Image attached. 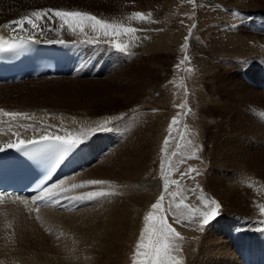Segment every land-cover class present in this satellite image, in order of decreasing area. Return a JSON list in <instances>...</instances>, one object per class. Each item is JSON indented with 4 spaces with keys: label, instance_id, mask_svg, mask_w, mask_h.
Wrapping results in <instances>:
<instances>
[{
    "label": "bare ground",
    "instance_id": "6f19581e",
    "mask_svg": "<svg viewBox=\"0 0 264 264\" xmlns=\"http://www.w3.org/2000/svg\"><path fill=\"white\" fill-rule=\"evenodd\" d=\"M241 6L247 10L260 7L258 4L251 3L248 5L241 4ZM22 15L24 14L21 13L16 18L5 17L0 19V29L12 34L21 33L42 42L49 39L65 40L67 44L53 43V45L59 46L65 51L66 57L70 59V66L65 75L58 74L54 77L46 75L24 81L0 83V109L9 112L28 113V118L12 119L0 116V147L5 148L8 143L17 142L21 138L26 140L39 138L45 129L49 133L70 134L73 138L83 136L84 142L68 154L63 173L46 187L52 189V193H43L45 196H55V199L62 202L59 206L63 209L61 211L51 210L50 207L53 206L51 203L39 206L48 208L42 212L46 214L47 219L56 222L55 225L61 227V234L44 235L43 232H31L29 228L17 229V231L9 233H4L5 230L1 232V230L0 264H95L100 257L98 255L100 252H104L105 256L121 257V253L125 250V233L129 227H133L131 224L135 221L130 219V215L133 213V211L130 212L131 207L139 199L137 195L148 186L144 180L145 170L142 166L143 142H145L147 133L154 137V141L157 139L151 130L153 125H150V130L146 129V117L139 114V112L142 114L139 109L143 105L142 99L145 97L146 90L149 88L157 89L159 72L157 69L153 71L152 68H158L159 63L152 62L153 57L149 60L145 59L142 52L130 47L132 36L145 37V32L148 31L146 17L144 15V19L141 20L138 17L125 16L123 21L127 25L124 27L138 29L135 33L125 35L128 42L125 40V36L120 38L122 43L126 42L125 44L129 45L127 49L129 54H125L104 43V41L115 42L112 35L105 36L103 33L94 32L90 27H86L83 33L79 31L73 33L66 26L61 29L59 27L61 22L57 21L55 27L53 26V29L56 30L45 32L42 36L37 35L27 25L25 26L27 30L23 32L13 31L5 27L12 21L20 19V16L24 17ZM132 18L133 20H131ZM239 18L242 16L240 15ZM101 20L109 22L105 18ZM44 27L51 28L45 23ZM228 30L238 45L243 44L245 46L247 39L254 43H264V38L258 40L259 38L255 33L244 32L243 29L235 25L231 24ZM97 39L101 41L99 46L85 43L87 40ZM166 39L158 38L153 42L152 55L159 53L157 45L158 43L160 45L161 41L167 42ZM241 50L234 49L233 51L231 49L232 53L242 55L251 52ZM249 62L252 65L255 62L256 64L260 63L258 59L252 60V58ZM259 69L258 66L257 72ZM224 71L220 74L215 73L209 78L216 80L215 84L211 82L209 87L206 85L208 95L220 99L219 104L214 98L212 99L214 102L212 104L217 108L208 109L203 106L199 109L201 116H211L212 119L220 118L219 121L210 124L207 122L209 125L201 124V134L208 140L211 149L210 153H206L205 169L201 172L204 181L202 183L213 194H215L214 190L221 191L223 202L226 203V208L223 210L225 213L222 212L223 214L219 216V219L216 220L217 224H215L220 229L224 217L235 215V211L247 210L248 205L241 206L244 202L243 199L232 194L230 189L229 178L235 177V171H241L240 173L237 172V175L256 173L258 175L256 178L259 180L261 178L264 182V93L259 89L253 91L251 88H246L242 83H238L236 79L230 77L228 73L225 74ZM257 72L255 70V73ZM261 74H264V71ZM262 85L264 86L263 82ZM117 100H120L121 105L127 106V114L132 113L135 116L126 118L122 115L112 117L113 114H104L111 113V108ZM245 104H247L248 109L245 108ZM244 109L249 111L246 113ZM103 115L108 118L106 117V120L97 118V116L103 117ZM30 117L43 119L50 125L41 127L40 123L32 121ZM116 118H124L119 126V122L117 125L114 124ZM226 119L228 120L226 121ZM107 120L112 121V127L98 129V126ZM115 126L117 127L115 128ZM7 127L16 128L14 133H19V136L13 135L11 132L7 133ZM114 129L117 130L118 137L123 138V142L115 148H110L107 156L97 162L96 165L92 164L85 170L81 169L86 153L84 145L92 143L91 135L94 133L101 134V136L105 134L106 136L105 132L109 130L110 137H112L115 135ZM225 132L228 134L224 138L225 143H223V141L220 142V139ZM227 138L230 139L226 140ZM225 146L226 148L231 147L230 149L227 148L228 152H225ZM228 156L234 160L231 167L234 171L233 175L230 174L231 176H228V173L232 172H230L231 169L220 168L223 159ZM90 179H101L110 181V183L85 186L79 189L71 188L73 183L82 184ZM89 191H106L113 193V195L91 201L86 198L81 201L73 199L76 196L86 197V193ZM15 200L24 202L32 208L37 207L26 199L0 196V204L3 201L11 203ZM65 200H69L68 203ZM140 200L138 207L144 206L146 202L145 199ZM76 206L79 208H75ZM237 224L239 225V223ZM208 239L206 240L208 241ZM192 247L193 245H190L186 264H195L198 261L202 263V260L200 261L201 254L191 252ZM93 251H96L94 256H92ZM213 254L216 253L213 252ZM203 255V257L207 256L206 253ZM242 255L243 263L230 251L225 252L221 257L225 258V264H264V255L261 253ZM120 263L118 259L117 264Z\"/></svg>",
    "mask_w": 264,
    "mask_h": 264
},
{
    "label": "rangeland",
    "instance_id": "374dc122",
    "mask_svg": "<svg viewBox=\"0 0 264 264\" xmlns=\"http://www.w3.org/2000/svg\"><path fill=\"white\" fill-rule=\"evenodd\" d=\"M1 1L0 19L5 17L16 18L21 13L24 14L22 16H26L33 11H40L45 8L88 12L98 19L105 18L109 23L123 27L127 25L123 21L125 16H134V13L139 12L146 17L148 31L146 30L145 37L132 36L130 47L142 52L145 59L149 60L153 57L152 62L159 63L158 68H152L153 71L157 69L159 72L157 89L149 88L146 90L145 97L142 99L143 105L139 109L142 111V114L141 112L139 114L146 117V129L150 130V125H153L151 130L157 137L154 141V137L147 133L145 142H143L142 166L145 170L144 180L148 186L137 195L139 199L131 207L130 212L133 211V213L130 215V219L135 221L131 224L133 227H129L125 233V250L121 253V257L105 256L104 252H100L98 254L100 257L95 264H117L118 259L120 264H133L136 245L139 243L140 235L145 228L144 217L149 212H152L157 219L164 215L168 223L180 233V238L174 242L178 250L173 253L180 264H186L190 245H193L191 252L201 254L200 261L202 260V263L198 261L195 264H211V262L212 264H222V262L225 264V258L221 256L229 251L238 259L240 258L242 263L243 255L239 256L240 251L264 255V213L260 211V206L264 205V182L261 178L260 180L256 178L258 176L256 173L237 175L236 173L241 171L236 170L235 177L229 178L232 194L243 199L244 202L241 206L248 205L247 210L237 212L234 210L235 215L228 216L229 218L224 217L222 223L227 225L220 224L222 225L221 229L215 225L219 216L225 213L223 210L226 208V203L223 202L221 191L214 190L215 194H213L203 185L201 172L205 169L206 153H210L211 149L208 140L201 134V124H207V122L210 124L219 121L220 118L204 117L199 111L203 106L208 109L217 108L212 104L214 103L212 99L214 98L218 104L220 99L208 95L206 85L209 87L211 82L215 84L216 80L209 78L215 73H223L224 70L225 74L228 73L230 77L236 79L238 83H242L246 88H251L253 91L259 89L264 93V86L262 85V82L264 84V74H261L264 71H261L264 67V43H254L247 39L245 46L243 44L238 45L228 30L232 24L243 29L244 32L255 33L259 38L258 40L264 38V0H228V2L227 0H40V2L39 0H26L25 3V0ZM250 3L258 4L260 7L247 10L241 6V4L248 5ZM240 15L242 18H239ZM45 24L51 28L55 27V23L51 25L45 21ZM122 36L125 35H112V39L122 43L120 41ZM158 38H167V42L161 41L160 45L158 43L159 53L152 55V44ZM125 40L128 42L126 36ZM231 49L233 51L234 49L237 51L242 49L243 52L248 50L251 51V54L232 53ZM186 56L188 57L187 60H185ZM251 58L252 60L258 59L260 63L256 64L255 62L252 65L249 62ZM258 66L260 69L257 72ZM126 107L124 104H120V100H117L111 108V113L104 114H113L112 117L121 115L126 118L134 117L135 115L132 113L127 114ZM245 108L248 109L247 104H245ZM248 111L244 109V112L247 113ZM106 117V115L97 116V118L104 120ZM30 119L40 123L41 127L50 125L40 118L30 117ZM123 119L116 118L117 122L115 121L114 124L117 125L119 122V126ZM173 120L176 121L175 124L172 123ZM170 126L171 131H169ZM7 130V133L16 132V128L7 127ZM114 132L113 138L110 137L109 130L105 132L106 136L105 134L101 136V134L94 133L91 135L94 142L84 145L86 153L81 169L85 170L92 164L96 165L97 162L107 156L110 148H115L123 142V138L118 137L117 130L114 129ZM227 134L226 132L223 134L220 142L225 143L224 138ZM166 140L168 141L167 144L165 143ZM227 148L230 149L231 147ZM227 148L225 146V152H228ZM223 160L220 168L231 169L230 172H232L228 173V176L233 175L234 170L231 167L234 160L230 156ZM189 169L196 170L192 172L194 175H184ZM172 181L177 183H172ZM166 184L167 187H165ZM161 196L164 197L161 202V209H153L152 205L160 200ZM140 199L146 201L142 207H138ZM182 199L190 208L201 211L208 210L204 205V200L211 201L214 199L221 204V209L219 214L201 230L197 222H189L185 219L190 214L189 209L176 207ZM68 201L65 200L67 203ZM50 208L55 211L63 209L61 206ZM75 208L79 207L76 206ZM43 210H48V208H32L26 203L16 200L11 203L3 201L0 204V231L5 230L4 233H9L17 231V229L29 228L31 232H43L44 235L61 234V227L55 225L56 222L47 219L46 214L42 212ZM175 217H179L184 223L176 224L174 222ZM206 237L210 240L207 241ZM202 245L204 246L202 247ZM204 253L207 256L203 257ZM222 253L223 255H221ZM92 254L94 256L96 251H93ZM137 259L140 258L137 257Z\"/></svg>",
    "mask_w": 264,
    "mask_h": 264
},
{
    "label": "snow or ice",
    "instance_id": "6c2138e0",
    "mask_svg": "<svg viewBox=\"0 0 264 264\" xmlns=\"http://www.w3.org/2000/svg\"><path fill=\"white\" fill-rule=\"evenodd\" d=\"M134 17H138L141 20L144 19L143 13H134ZM47 21L50 24H54L57 21L61 22L59 27L61 29L67 27L68 30L73 33L79 31L83 33L86 27H90L94 32L103 33L105 36L109 35H127L132 34L138 31V29L133 27H123L117 26L114 23H109L107 21L98 19L95 15H92L88 12L82 11H65L59 9H44L40 11H33L30 16L21 17L18 20L12 21L10 24L5 25L6 28H10L13 31H26V25L30 26L33 32H36L37 35H43L45 32L55 31L53 28H45L44 23ZM15 26V27H13ZM2 39V38H0ZM187 39V37H186ZM29 42H42L39 39L29 40H19L17 41L15 37L11 38V42H6L7 46L5 47L3 44H0V53L15 50L21 48L28 44ZM44 43L49 44H67L63 39H49L43 41ZM85 43L99 46L101 41L97 40H87ZM104 43L109 44L110 47H113L115 50L129 54L127 49L129 45L122 44L114 41H104ZM187 47V45H185ZM188 57H185L187 60ZM0 116L9 117L12 119H16L19 117L28 118V113L25 112H15V111H5L0 109ZM176 123L175 120L172 122ZM112 121L107 120L98 126L99 128H111ZM171 126L169 131H171ZM13 135L19 136V133H13ZM84 142V137L73 138L70 134L59 135L56 133H49L47 129H45L40 135L39 138L32 139H18L17 142H10L7 144V147L21 149L24 148L26 150L31 151H40L44 149L54 150L58 154V163L62 162V160L70 154L76 147H78L81 143ZM167 144L168 141L166 140ZM5 148L0 147V151H3ZM193 169H189L184 175H191ZM110 183V181L101 180V179H90L82 184L71 185L72 189H79L85 186H98L105 185ZM172 183H177L176 181H172ZM167 187V184L165 185ZM52 193V189L44 188L42 192L37 197L33 198V202L36 203L37 208L41 204L48 205L51 203L53 206L59 207L60 201L55 199V196H45L43 193ZM59 195V194H56ZM113 193L106 191H89L86 193V197L76 196L73 199L77 201L84 200L85 198L89 201L97 199V198H105ZM175 195V193H173ZM164 197L161 196L160 200L152 205L153 209H161V202ZM204 205L208 209L207 211H201L200 209L190 208L189 205L185 204L183 199L180 204H177L176 207H184L189 209L190 214L185 218L189 222H197L199 224L200 229L202 230L205 225H207L212 219H214L221 209V204L216 200H204ZM260 211L264 213V205L260 206ZM145 228L140 235L139 243L136 245V253L133 257V264H180V261L173 255L178 249L175 245V240L180 238V233L176 231V229L168 223L166 217L161 215L158 219L153 215L152 212H149L145 217ZM174 222L176 224H182V221L179 217L174 218ZM139 257L140 259H137Z\"/></svg>",
    "mask_w": 264,
    "mask_h": 264
}]
</instances>
